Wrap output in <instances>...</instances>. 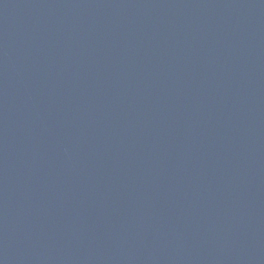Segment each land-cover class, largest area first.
<instances>
[{
    "label": "water",
    "instance_id": "obj_1",
    "mask_svg": "<svg viewBox=\"0 0 264 264\" xmlns=\"http://www.w3.org/2000/svg\"><path fill=\"white\" fill-rule=\"evenodd\" d=\"M0 264H264V0H0Z\"/></svg>",
    "mask_w": 264,
    "mask_h": 264
}]
</instances>
